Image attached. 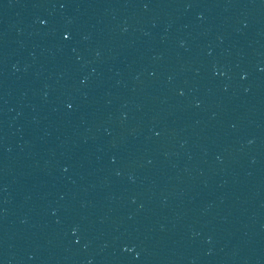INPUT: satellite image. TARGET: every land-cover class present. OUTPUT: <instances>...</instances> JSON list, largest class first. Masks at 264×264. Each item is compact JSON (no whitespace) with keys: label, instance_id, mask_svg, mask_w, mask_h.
<instances>
[{"label":"water","instance_id":"obj_1","mask_svg":"<svg viewBox=\"0 0 264 264\" xmlns=\"http://www.w3.org/2000/svg\"><path fill=\"white\" fill-rule=\"evenodd\" d=\"M0 264H264V0L0 3Z\"/></svg>","mask_w":264,"mask_h":264}]
</instances>
